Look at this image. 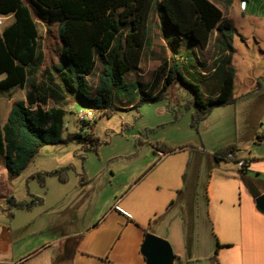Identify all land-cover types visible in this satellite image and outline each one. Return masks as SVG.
Here are the masks:
<instances>
[{
	"label": "rangeland",
	"instance_id": "1",
	"mask_svg": "<svg viewBox=\"0 0 264 264\" xmlns=\"http://www.w3.org/2000/svg\"><path fill=\"white\" fill-rule=\"evenodd\" d=\"M12 18L9 16L0 30L9 25ZM36 21L44 53L37 74L39 81L45 66L57 63L60 42L56 24L48 25L37 18ZM159 24L154 10L141 68L127 75V81L137 86L152 82L161 57L174 55L161 35ZM216 41L215 32L208 48L191 53V57H195L189 68L191 71L208 77L217 57ZM261 46L263 48L264 43ZM244 52L236 53V61H243V70L254 62L253 71L264 79L263 52L255 43L249 56ZM178 53H186L183 44ZM99 70L98 67L88 77L92 88L98 84ZM242 72L244 82L235 81L234 102L215 106L200 118L195 91L191 87L194 82L179 78L168 84L162 97L153 102L140 104L141 92L132 101L118 94L115 110L95 112V123L83 130L76 115L67 111L68 130L63 138L67 140L78 133L93 135L98 142L97 150L91 149L89 141L44 146L10 186L4 180L7 172L3 157H0V205H10L8 201L14 197L17 203L26 206L14 209L16 223L24 227L23 251L31 252L40 241L37 231L41 224L56 221L69 205L83 201V205L97 206V210L88 215L90 221L101 205H114L116 201L147 205L149 200L159 203L172 195L166 208L171 202L175 205L170 206L168 214L153 231L170 242L177 257L175 264H221L219 256L214 263L211 259L219 225L228 219L235 221L234 209L241 204L245 180H257L255 184L264 185V174L261 176L247 165L243 169L237 162L243 159L248 163H264V138L260 139L264 134V83H252L254 75ZM208 83L212 86L210 89L205 85L201 87L205 97L212 95L210 90L217 81ZM28 89L26 86L0 93L1 126L7 121L13 103L26 99ZM53 106L50 102L47 108ZM72 106L69 104L65 108ZM73 109L78 112L81 108L74 106ZM233 147L238 149L237 155L230 154L234 158L224 156L223 153ZM167 149L174 151L166 154ZM59 171L60 175L56 173ZM6 193L8 197H4ZM180 193L182 198H178ZM188 203L191 205H186ZM31 205L34 206L30 208ZM49 236L59 238L60 233H49ZM220 244L221 252L224 248Z\"/></svg>",
	"mask_w": 264,
	"mask_h": 264
},
{
	"label": "trees",
	"instance_id": "2",
	"mask_svg": "<svg viewBox=\"0 0 264 264\" xmlns=\"http://www.w3.org/2000/svg\"><path fill=\"white\" fill-rule=\"evenodd\" d=\"M154 10L159 16L161 35L174 55L161 57L152 82L137 86L127 81V75L137 71L142 62ZM10 15L13 21L0 30V93L26 86L29 89L26 99L14 102L7 121L0 125V156L9 182L21 175L44 146L89 141L91 149L97 150L93 135L78 133L67 140L63 138L68 130L65 106L69 104L112 113L118 94L132 101L141 92L140 104L153 102L176 78L194 82L191 87L199 118L215 106L234 102L237 30L210 0H0V16ZM36 18L48 25L56 24L60 42L57 63L45 66L39 81L37 74L44 53ZM215 32L217 57L206 77L189 69L195 60L191 53L208 48ZM180 44L186 53H178ZM98 67V84L92 88L88 77ZM212 80L217 85L210 90L212 95L205 97L201 87L210 89L208 82ZM50 102L55 106L47 108ZM94 123H81L82 130ZM263 138L264 134L260 139ZM173 151L167 149L165 153ZM223 154L236 155V147ZM244 182L254 200L264 193L253 181ZM8 202L15 208L26 207L14 198ZM212 260L215 262L216 257Z\"/></svg>",
	"mask_w": 264,
	"mask_h": 264
},
{
	"label": "crops",
	"instance_id": "3",
	"mask_svg": "<svg viewBox=\"0 0 264 264\" xmlns=\"http://www.w3.org/2000/svg\"><path fill=\"white\" fill-rule=\"evenodd\" d=\"M210 1L221 9L224 18L237 30L233 56L235 81L244 82L242 71H245L254 75L252 83H264L258 72L255 74L253 71L254 62L243 70V61L238 62L235 58L240 50L249 56L254 50V43L264 54V47L261 46L264 43V0H230L229 4L224 0ZM73 108L74 105L66 108V111L75 114ZM246 165L252 171H259L261 176L264 174V163L246 162ZM4 180L11 185L5 174ZM253 181L258 183L257 180ZM9 186L6 188L8 191ZM257 187L264 192V185L258 184ZM244 188L241 204L234 209L235 221L226 220L219 225L218 235H214L212 249L215 250L216 260L217 256L220 257L221 264H264V215L256 209L254 198ZM4 197H8L7 193ZM173 197L169 195L159 203L149 200L147 205H127L123 201H116L114 205H101L90 221L88 215L91 211L95 212L97 206L83 205V201L69 205L56 221L41 224L37 231L41 236L40 241L28 253L23 251L24 227L16 223V208L13 205H0V264H146L141 254L145 234H155V225L168 214L170 206L175 205L171 202L166 208ZM178 198H182L181 193ZM56 232L60 233L59 238H49V233ZM220 242L225 249L221 252Z\"/></svg>",
	"mask_w": 264,
	"mask_h": 264
},
{
	"label": "water",
	"instance_id": "4",
	"mask_svg": "<svg viewBox=\"0 0 264 264\" xmlns=\"http://www.w3.org/2000/svg\"><path fill=\"white\" fill-rule=\"evenodd\" d=\"M256 209L264 215V193L255 199ZM146 264H175L176 255L170 242L154 233H146L141 245Z\"/></svg>",
	"mask_w": 264,
	"mask_h": 264
},
{
	"label": "built area",
	"instance_id": "5",
	"mask_svg": "<svg viewBox=\"0 0 264 264\" xmlns=\"http://www.w3.org/2000/svg\"><path fill=\"white\" fill-rule=\"evenodd\" d=\"M8 17L9 16H0V27L4 25L5 20ZM75 115L79 123H89V122H93V119L95 117V111L89 109H80L78 112H75ZM229 157L234 158L233 155H230ZM237 162L241 168H244L246 166V162L243 160H238Z\"/></svg>",
	"mask_w": 264,
	"mask_h": 264
}]
</instances>
